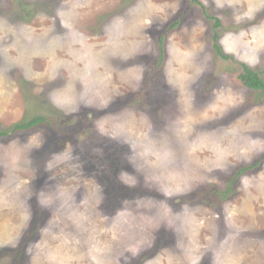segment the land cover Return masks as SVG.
<instances>
[{
    "label": "rangeland",
    "instance_id": "obj_1",
    "mask_svg": "<svg viewBox=\"0 0 264 264\" xmlns=\"http://www.w3.org/2000/svg\"><path fill=\"white\" fill-rule=\"evenodd\" d=\"M242 62L264 0H0V264H264Z\"/></svg>",
    "mask_w": 264,
    "mask_h": 264
},
{
    "label": "trees",
    "instance_id": "obj_2",
    "mask_svg": "<svg viewBox=\"0 0 264 264\" xmlns=\"http://www.w3.org/2000/svg\"><path fill=\"white\" fill-rule=\"evenodd\" d=\"M217 25L220 24V20L218 19L216 21ZM218 51L220 53H222V47L219 45H216ZM229 57L227 55H224V57ZM242 65V70L241 72L238 74V77L240 78V80L242 81V83L252 89V90H260L264 92V78L261 77V75L252 67H250L248 64L246 63H241ZM44 117L43 116H38L33 118L31 121L29 122H23L21 124H18L16 127L18 129H26L29 127H34L39 125L42 121H44Z\"/></svg>",
    "mask_w": 264,
    "mask_h": 264
}]
</instances>
